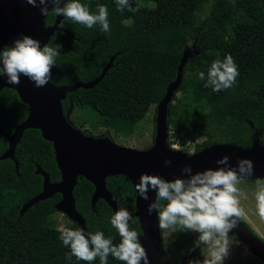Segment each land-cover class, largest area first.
I'll list each match as a JSON object with an SVG mask.
<instances>
[{"label":"trees","instance_id":"trees-1","mask_svg":"<svg viewBox=\"0 0 264 264\" xmlns=\"http://www.w3.org/2000/svg\"><path fill=\"white\" fill-rule=\"evenodd\" d=\"M81 3L93 13L97 5H105L110 32H103L99 25L87 28L63 18L65 31L78 32L79 39L62 30L50 37L46 44L59 45L60 52L50 81L56 85L89 81L116 53L95 85L66 94L61 100L64 114L71 104L88 106L105 122L134 124L151 104L156 110L167 83L176 75L182 52L188 48L191 54L175 91L183 96L178 98L174 93L167 105L171 136L191 139L205 135L200 148L216 143L217 138H228L241 146L250 145L252 140L264 142V0H135L132 7L139 10L134 13L118 11L116 3L109 0ZM52 14L50 11L45 20L50 21ZM123 15L128 17L126 22L119 19ZM227 54L233 57L239 75L230 88L216 92L205 86L207 71L215 59L222 60ZM200 71L205 73L203 81L198 78ZM26 113L27 105L13 89H0V127L5 132L10 133ZM7 144L0 134V154ZM14 157L17 169L11 158L0 159V264H86L74 256L69 260L70 249L59 239L63 227H78L66 216L69 222L56 226L52 215L57 211L58 192L19 211L41 190L42 176L34 172L37 165L48 173L50 181L60 179L51 141L44 139L38 128H26ZM105 182L117 196V208L124 207L126 201L134 210V190L124 175L107 176ZM93 188L86 178L77 177L72 191L75 208L89 232L103 231L119 243V235L110 224L111 207L101 198L90 205ZM133 221L130 226L140 232L134 215ZM92 264H100L99 258ZM108 264L123 262L109 256Z\"/></svg>","mask_w":264,"mask_h":264},{"label":"water","instance_id":"water-1","mask_svg":"<svg viewBox=\"0 0 264 264\" xmlns=\"http://www.w3.org/2000/svg\"><path fill=\"white\" fill-rule=\"evenodd\" d=\"M48 7L50 10L52 5L49 4ZM44 17L39 11V6L33 7L24 0H0V49L4 48L10 38L22 35L39 40L43 46L54 30L62 29L59 25L63 18L56 15L54 21L45 26ZM190 54L188 48L184 49L174 79L167 83L163 96L156 103L153 143L144 149L116 144L105 135H87L71 125L67 114L63 112L61 100L65 98L66 93L78 87L89 88L95 85L111 66L114 54L109 57L100 73L89 81L76 80L60 85L49 81L45 86L37 88L24 76L20 77L19 85L9 84L6 77L0 76V88L13 89L19 99L27 105L25 117L10 133L0 128V134L8 142L6 149L0 154V159L11 158L17 169L18 163L14 157L16 144L24 129L38 128L41 136L51 141L54 159L60 172L59 180L50 181L48 173L37 165L34 172L42 176L41 190L25 201L19 211L22 213L33 203L58 192L60 198L54 204L55 209L75 222L78 228L89 232L83 216L75 208L72 191L77 177L86 178L94 187L90 196L91 207L101 198L111 207L114 214L118 210L117 196L107 189L105 178L122 174L131 182L134 190L133 215L136 216L140 227V242L146 249L149 264H156L160 255L161 230L158 227L156 212L153 211L151 215L147 212V205L155 199V192L149 191L147 201L139 197L135 184L140 174H158L170 180L182 175L181 169L184 165H191L193 172L202 171L205 168L217 167L215 161L222 155H228L232 166L236 165L239 158H248L253 162V176L245 179L264 177V142L252 140L248 146L216 142L193 153L168 145L167 105L181 82L182 68ZM166 158L171 160L170 165L164 164ZM229 234L236 235L252 253L264 260L263 241L250 231L244 222L240 220L238 227Z\"/></svg>","mask_w":264,"mask_h":264},{"label":"clouds","instance_id":"clouds-1","mask_svg":"<svg viewBox=\"0 0 264 264\" xmlns=\"http://www.w3.org/2000/svg\"><path fill=\"white\" fill-rule=\"evenodd\" d=\"M33 7L39 6L41 15H49V7L55 15L62 16L74 23L93 28L96 25L108 33V9L105 5H97V11H90L81 0H24ZM118 11L127 9L138 11L132 7L130 0H115ZM63 28V23L59 25ZM56 47L44 44L39 40L22 35L13 40L10 46L0 49V76L6 77L12 85L20 84V77H27L39 88L51 79L52 68L56 57L60 54ZM219 55V54H218ZM239 75L236 63L230 54L221 60L215 59L207 71L206 87L219 92L230 88ZM198 78L205 80V73L198 72ZM192 156L193 154H188ZM217 167L205 168L193 172L191 165H184L182 175L165 179L158 174L142 173L135 184V191L143 200H149V191L155 192V199L147 205L149 215L156 212L158 227L162 234L169 237L177 231L198 233L195 242L200 247L203 260L191 261L190 264H223L230 254V247L238 244L229 233L238 227L244 209L241 199L247 194L239 185L245 178L253 176L254 165L248 158H239L235 166L230 164L228 155H222L215 161ZM170 165L171 160L165 159ZM254 198L259 217L264 220V184H257ZM132 213L120 207L110 218V224L119 235V243L105 236L103 231L85 232L83 228L63 227L59 239L70 249L68 259L74 256L77 260L92 264L99 258L100 264H108L111 256L123 264H149L146 249L140 242L141 233L130 226Z\"/></svg>","mask_w":264,"mask_h":264},{"label":"rangeland","instance_id":"rangeland-1","mask_svg":"<svg viewBox=\"0 0 264 264\" xmlns=\"http://www.w3.org/2000/svg\"><path fill=\"white\" fill-rule=\"evenodd\" d=\"M175 95L178 98H182L183 96L179 91H177ZM173 103H176V101H173ZM154 105L155 104H151L145 115L132 125L120 120L105 122L97 111L88 106H71L67 114V120L71 125L79 128L85 134L95 137L105 135L116 144L144 149L153 143L156 113ZM167 126V130L170 131V126L168 124ZM192 126L193 125H191L190 128ZM205 137V135H195L194 138L191 139L189 137L183 139L177 138L179 143L188 140L190 143L187 146L189 147L185 148V151L193 153L201 149L199 146ZM215 141L219 143H230L228 138H217ZM258 183L264 184V177L244 179L239 185L241 190L244 191L248 197L246 200L241 199V207L244 209V215L240 220L244 222L250 231L264 241V220H262L257 213L254 198ZM124 207L130 212L133 210L126 201L124 202ZM52 216L56 220V226L59 228L69 222L65 215L59 210L55 211ZM229 235L230 238H235L239 243L231 245L230 254L224 260L223 264H264V260L252 253L246 244L240 241L236 235ZM197 237L198 233L191 231H177L169 237L163 235L161 232L160 255L158 256L157 264H190L191 261H202L204 257L201 253V249L195 244Z\"/></svg>","mask_w":264,"mask_h":264},{"label":"flooded vegetation","instance_id":"flooded-vegetation-1","mask_svg":"<svg viewBox=\"0 0 264 264\" xmlns=\"http://www.w3.org/2000/svg\"><path fill=\"white\" fill-rule=\"evenodd\" d=\"M109 1H110L111 3L115 2V0H109ZM133 2H135V0H130L131 5L134 4ZM50 11H51V9L49 10V12H50ZM45 17H46V16H45ZM45 17H44V24H45V26H47V25H50V24L54 21L56 15L53 13V14H52V17H51L52 19H51L50 21H46V20H45ZM63 18H64V17H63ZM63 18H62V19H63ZM62 19H61V20H62ZM119 19H120L122 22H126V21L128 20V17L125 16V15H123V16H121ZM62 29H64V28H62ZM62 29H59V30H62ZM55 31H56V30H54V32H55ZM62 31L66 32L65 29L62 30ZM54 32H53V33H54ZM53 33L50 35V37L53 35ZM66 33H67V35H69V36L72 37V38L79 39L78 32H76V33H75V32H73V33H71V32H66ZM14 37H16V36H14ZM17 37H19V36H17ZM50 37H49V39H50ZM10 39H11V38H10ZM10 39H9V40H10ZM49 39H48V40H49ZM9 40H8V41H9ZM47 42H48V41H47ZM47 42H46V43H47ZM46 43H45V44H46ZM4 47H5V46H4ZM115 53H116V52H115ZM115 53H113V54H114V57H115ZM113 54H111V55H113ZM109 57H110V56H109ZM108 59H109V58H108ZM72 83H73V82H72ZM67 84H70V83H67ZM57 85H60V84H57ZM2 88H3V87H2ZM7 88H8V87H7ZM0 89H1V88H0ZM72 91H73V90H72ZM69 92H70V91H69ZM67 93H68V92H67ZM67 93H66V94H67ZM65 97H66V96H65ZM71 106H73V105L71 104L70 107H71ZM70 107H69V109H70ZM69 109L67 110L66 114H68ZM0 128H1V127H0ZM87 135H88V134H87ZM117 206H118V202H117ZM117 209H118V208H117ZM63 214H64V213H63ZM64 215H65V214H64ZM132 215H133V212H132ZM65 216H66V215H65ZM66 217H67V216H66ZM67 218H68V217H67ZM68 219H69V218H68ZM69 220H71V219H69ZM139 228H140V227H139ZM157 262H158V261H157ZM157 262H156V264H157Z\"/></svg>","mask_w":264,"mask_h":264},{"label":"built area","instance_id":"built-area-1","mask_svg":"<svg viewBox=\"0 0 264 264\" xmlns=\"http://www.w3.org/2000/svg\"><path fill=\"white\" fill-rule=\"evenodd\" d=\"M170 140H171V143H170ZM167 141H168L167 143L170 145V147L175 148V149H180L183 151H185V148L189 147L187 145H189V143H190L188 140H185V141H182L181 143H179L178 138L175 136H171V131H169V130L167 131ZM187 153H189V152H187Z\"/></svg>","mask_w":264,"mask_h":264}]
</instances>
